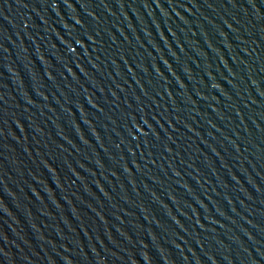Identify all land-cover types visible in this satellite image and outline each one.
<instances>
[{
  "label": "water",
  "instance_id": "water-1",
  "mask_svg": "<svg viewBox=\"0 0 264 264\" xmlns=\"http://www.w3.org/2000/svg\"><path fill=\"white\" fill-rule=\"evenodd\" d=\"M0 264H264V0H0Z\"/></svg>",
  "mask_w": 264,
  "mask_h": 264
}]
</instances>
